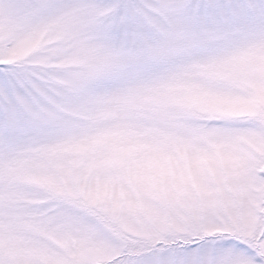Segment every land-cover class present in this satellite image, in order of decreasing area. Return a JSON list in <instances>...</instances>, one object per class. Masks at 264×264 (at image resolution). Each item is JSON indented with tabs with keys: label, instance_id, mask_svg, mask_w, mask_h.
Here are the masks:
<instances>
[{
	"label": "snow or ice",
	"instance_id": "obj_1",
	"mask_svg": "<svg viewBox=\"0 0 264 264\" xmlns=\"http://www.w3.org/2000/svg\"><path fill=\"white\" fill-rule=\"evenodd\" d=\"M0 264H264V0H0Z\"/></svg>",
	"mask_w": 264,
	"mask_h": 264
}]
</instances>
